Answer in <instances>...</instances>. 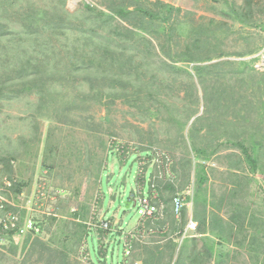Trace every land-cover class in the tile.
<instances>
[{"label":"rangeland","instance_id":"obj_1","mask_svg":"<svg viewBox=\"0 0 264 264\" xmlns=\"http://www.w3.org/2000/svg\"><path fill=\"white\" fill-rule=\"evenodd\" d=\"M93 1L0 0V158L41 172L0 193L43 227L0 264H264V0Z\"/></svg>","mask_w":264,"mask_h":264},{"label":"built area","instance_id":"obj_2","mask_svg":"<svg viewBox=\"0 0 264 264\" xmlns=\"http://www.w3.org/2000/svg\"><path fill=\"white\" fill-rule=\"evenodd\" d=\"M68 6L71 9L76 8L80 4L84 3L89 6H96V2L93 0H67ZM256 62L254 63V67L256 70L260 72H264V48L259 50L258 53L255 55ZM123 147V146H121ZM133 153L137 154V158L139 160V165L143 166L147 163V155H144L142 151H134ZM153 164H156L158 168H164L165 171H168L169 174H171L170 165H171V158L170 155L165 151H156L155 155L153 156ZM172 176V174H171ZM6 185L10 186L11 182L8 180L5 182ZM152 186V191H156V187L154 184ZM58 192H61V190H58ZM157 193H153L152 196L156 197ZM49 196V188L46 186V184H40L39 189L37 190V200H46ZM138 200L141 201L143 205V212L146 213L149 216H153L159 211V207L151 202V197L148 196L145 198H139ZM6 199L0 200V245H3L7 238L10 237L13 234L18 235H25V234H31V235H37L41 231V225L39 224V221L35 218L34 214H30L28 211L26 215L22 213L21 210L15 208H10L6 202ZM172 208L174 214L179 218L182 214V211L187 208L191 209L192 211V202H188L186 200V197L184 194L180 191H177L174 193L172 197ZM192 214V212H191ZM193 225V219L192 215L188 221V223L185 226V230L183 231V236H186L188 233V230ZM101 227L105 229H109L111 227V224L108 220H103L101 222Z\"/></svg>","mask_w":264,"mask_h":264},{"label":"crops","instance_id":"obj_3","mask_svg":"<svg viewBox=\"0 0 264 264\" xmlns=\"http://www.w3.org/2000/svg\"><path fill=\"white\" fill-rule=\"evenodd\" d=\"M3 126V122L2 121H0V128ZM11 135H13V132H11ZM11 137V136H10ZM13 139H14V141H16L17 142V134H14V136L12 137ZM30 142H32V140H29V144H30ZM31 147H33V145H31ZM30 147V148H31ZM6 148V147H5ZM7 155H5V157L4 158H0V173H6L7 171H10L11 173L12 172H15L16 174H17V176H19V177H21V178H23V179H25L26 181H27V183L29 182H31V183H33V185H34V183H35V181H36V178L40 175V173L41 172H38L39 170H38V168H37V166H36V169L34 170L33 169V167L32 166H30L29 168H30V170H28L27 169V167L25 166V165H29L28 164V160H27V158H26V156L27 155H24L25 157L24 158H22V160L20 159V160H18V163H19V171H17V168H16V165H14L13 164V162L15 163V162H17V160H14L13 158L14 157H16V152H11L10 150H8L7 151V153H6ZM9 157H12V159H9ZM24 165V166H23ZM28 170V171H27ZM28 183V184H29ZM1 190V189H0ZM174 195V194H173ZM173 197V196H172ZM6 197L4 196V195H2V193H0V200H4ZM7 200V199H6ZM7 201H9V200H7ZM135 202H137V201H135ZM159 208L161 207V205H157ZM171 210L173 211V208H172V202H171ZM185 209H187V208H185ZM184 209V210H185ZM184 210L182 211V214H183V212H184ZM158 213H159V211L156 213V214H154L153 216L154 217H156L157 215H158ZM182 214H181V216H182ZM153 216H151V217H153ZM142 217V216H141ZM157 219H159V217L157 218ZM192 219H193V225H192V227L188 230V232H192V231H194L195 229H196V227H197V225H198V218L196 219V220H194V217L192 216ZM115 221V223H117V220L115 219L114 220ZM189 221V220H188ZM188 221H186V223L184 224V226L182 227V229H180L179 231H177V232H183L184 230H185V226H186V224L188 223ZM197 221V222H196ZM176 229H178V228H176ZM175 230V229H174ZM162 231H164V229H162ZM177 232H175V234L177 233Z\"/></svg>","mask_w":264,"mask_h":264},{"label":"trees","instance_id":"obj_4","mask_svg":"<svg viewBox=\"0 0 264 264\" xmlns=\"http://www.w3.org/2000/svg\"><path fill=\"white\" fill-rule=\"evenodd\" d=\"M123 15H124V13L123 12H121ZM39 224L41 225V231H40V233H42V231H43V227H42V224L39 222ZM82 227V232H84V236H88L89 235V231H87V229H86V227L85 226H81ZM40 233H38L36 236H39L40 235ZM25 235H28V234H25ZM12 237L13 236H20V235H16V234H13V235H11ZM91 237H90V235H89V238L88 239H90ZM92 240H93V238H91ZM95 256H96V258H97V260H94V263H97L98 261H101V259H100V257H101V252L100 251H97V252H95ZM156 254H154L153 252H152V256H151V258H144L143 259V263L142 264H156L155 262H151V260H152V257H153V259H155L156 258ZM94 259V258H93ZM102 262V261H101ZM102 263H104V262H102ZM106 264V263H105Z\"/></svg>","mask_w":264,"mask_h":264}]
</instances>
